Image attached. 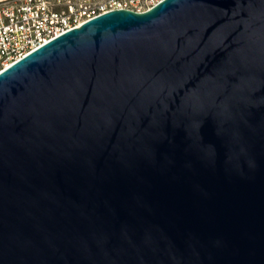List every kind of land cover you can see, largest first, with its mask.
Here are the masks:
<instances>
[{"label":"water","instance_id":"1","mask_svg":"<svg viewBox=\"0 0 264 264\" xmlns=\"http://www.w3.org/2000/svg\"><path fill=\"white\" fill-rule=\"evenodd\" d=\"M0 264H264V0L112 10L4 68Z\"/></svg>","mask_w":264,"mask_h":264},{"label":"built area","instance_id":"2","mask_svg":"<svg viewBox=\"0 0 264 264\" xmlns=\"http://www.w3.org/2000/svg\"><path fill=\"white\" fill-rule=\"evenodd\" d=\"M162 0H0V72L64 32L106 12L149 10Z\"/></svg>","mask_w":264,"mask_h":264}]
</instances>
